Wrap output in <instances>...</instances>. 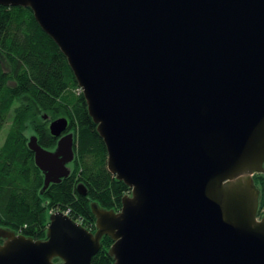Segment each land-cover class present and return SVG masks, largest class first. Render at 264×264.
<instances>
[{
  "label": "water",
  "instance_id": "water-1",
  "mask_svg": "<svg viewBox=\"0 0 264 264\" xmlns=\"http://www.w3.org/2000/svg\"><path fill=\"white\" fill-rule=\"evenodd\" d=\"M31 9L66 57L107 152L130 188L91 203L95 232L61 210L45 238L0 227V264H264V0H0ZM44 118H47L45 115ZM27 146L43 188L69 176L73 134ZM86 195L83 183L77 184Z\"/></svg>",
  "mask_w": 264,
  "mask_h": 264
},
{
  "label": "trees",
  "instance_id": "trees-1",
  "mask_svg": "<svg viewBox=\"0 0 264 264\" xmlns=\"http://www.w3.org/2000/svg\"><path fill=\"white\" fill-rule=\"evenodd\" d=\"M58 117L67 119L73 134L74 160L68 177L43 188V174L27 146L28 132L51 150L57 137L48 124ZM7 124L0 143V227L43 239L49 214L61 210L95 232L92 202L120 209L130 188L107 169L105 145L66 57L30 8L0 5V134ZM252 178L259 192L257 214L264 216V171ZM79 183L86 195L77 190ZM112 243L104 235L91 264H113Z\"/></svg>",
  "mask_w": 264,
  "mask_h": 264
},
{
  "label": "rangeland",
  "instance_id": "rangeland-1",
  "mask_svg": "<svg viewBox=\"0 0 264 264\" xmlns=\"http://www.w3.org/2000/svg\"><path fill=\"white\" fill-rule=\"evenodd\" d=\"M80 90H81V88H80ZM40 116L43 118L44 116L43 115H41L40 114ZM7 130H8V124L7 125H5L4 127H3V130H2V132H1V134H0V143L3 141V139H4V136H5V134H6V132H7ZM28 135L30 136V135H32V132L29 130V132H28ZM259 216V215H258ZM2 239H0V241H1Z\"/></svg>",
  "mask_w": 264,
  "mask_h": 264
},
{
  "label": "built area",
  "instance_id": "built-area-1",
  "mask_svg": "<svg viewBox=\"0 0 264 264\" xmlns=\"http://www.w3.org/2000/svg\"><path fill=\"white\" fill-rule=\"evenodd\" d=\"M63 212H65L66 214H68V212H67V211H63Z\"/></svg>",
  "mask_w": 264,
  "mask_h": 264
},
{
  "label": "flooded vegetation",
  "instance_id": "flooded-vegetation-1",
  "mask_svg": "<svg viewBox=\"0 0 264 264\" xmlns=\"http://www.w3.org/2000/svg\"><path fill=\"white\" fill-rule=\"evenodd\" d=\"M3 242V239L0 241V243H2Z\"/></svg>",
  "mask_w": 264,
  "mask_h": 264
}]
</instances>
